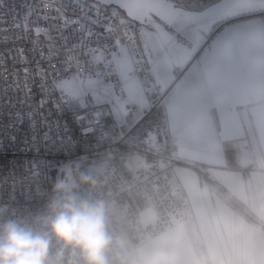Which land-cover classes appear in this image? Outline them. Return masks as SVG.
Instances as JSON below:
<instances>
[{
    "label": "built area",
    "instance_id": "obj_1",
    "mask_svg": "<svg viewBox=\"0 0 264 264\" xmlns=\"http://www.w3.org/2000/svg\"><path fill=\"white\" fill-rule=\"evenodd\" d=\"M148 54L120 9L0 0V264H130L128 249L183 218L166 90ZM90 74L108 82L112 103L86 91L73 105L55 86Z\"/></svg>",
    "mask_w": 264,
    "mask_h": 264
},
{
    "label": "crops",
    "instance_id": "obj_2",
    "mask_svg": "<svg viewBox=\"0 0 264 264\" xmlns=\"http://www.w3.org/2000/svg\"><path fill=\"white\" fill-rule=\"evenodd\" d=\"M166 1L145 14L132 1H95L141 29L147 64L166 90L165 132L182 162L174 189L191 205L182 221L128 249L127 259L264 264V0ZM133 87L126 84L132 97ZM188 162L204 163L214 183Z\"/></svg>",
    "mask_w": 264,
    "mask_h": 264
},
{
    "label": "rangeland",
    "instance_id": "obj_3",
    "mask_svg": "<svg viewBox=\"0 0 264 264\" xmlns=\"http://www.w3.org/2000/svg\"><path fill=\"white\" fill-rule=\"evenodd\" d=\"M95 1L103 2V3H109V2H111V3L113 2L114 3L116 0H95ZM119 1L120 2L126 1L128 3H132L133 2L135 7L139 11H141L142 14L156 12V11H159V8L161 9V8L169 5V3L166 0H119ZM153 14H156V13H153ZM157 14H158V17L160 19H162V16L160 15V12L157 13ZM162 20H164V19H162ZM137 27L140 28L139 26H137ZM183 39H185V37ZM91 57H92L93 60H97L98 59V55H97V53L95 51H91ZM146 61H147V59H146ZM126 65H127V67L129 66L128 63ZM121 69H122L121 70V74L125 78V85H126L127 83H130V82L126 78L125 69H123L122 67H121ZM133 78H132V83L131 84L133 85V82L135 83V86L133 87V90H135V95L133 97L130 96L129 94L128 95H129V97L131 99L141 100V93H140L137 81L135 79H133ZM157 79H158V77H157ZM158 81H159V79H158ZM160 85H161V83H160ZM55 86H56L57 89L63 90L64 92H66L67 94H69L73 98V100H72L73 101V105H76V104L80 103L82 95L86 91L93 92L98 100L109 101L111 103L113 102V95H112V92H111L110 85L108 84V82L102 76L90 74V75H85V76H81L80 77L78 75H73V76H71L69 78H64V79L59 80L55 84ZM137 89L139 90V94L136 93ZM127 93H128V90H127ZM164 97H165V95H164ZM163 107H164V98H163ZM164 110H165V108H164ZM165 117H166V115H165ZM176 153H177V151H176ZM176 158L178 159L177 154H176ZM179 163H182V162L178 159V163L177 164H179ZM184 164L186 166L190 167L191 169L195 170L196 172H198V173H200L202 175L204 174L203 171H204V168L206 167L204 163H202V162H188V163H184ZM175 166L173 167V171H174ZM174 174H175V172H174ZM208 180L211 181L212 183H214V178L213 179H208ZM175 185H178L176 174H175L174 187H175ZM182 197L184 199H186L184 196H182ZM186 202L188 203V208L184 211L183 218L180 219V220H177L176 222L182 221L184 219L185 215L191 210V205H190V203H189V201L187 199H186ZM142 243H140V244H142ZM140 244H138V245H140ZM138 245H136V246H138ZM134 249L135 248L130 249V250H134ZM129 255H130V253L127 251V257H129ZM130 264H143V263L136 262V263H130Z\"/></svg>",
    "mask_w": 264,
    "mask_h": 264
}]
</instances>
